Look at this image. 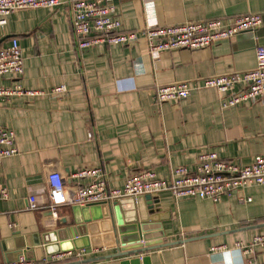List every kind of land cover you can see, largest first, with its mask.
I'll list each match as a JSON object with an SVG mask.
<instances>
[{
  "label": "crops",
  "instance_id": "1",
  "mask_svg": "<svg viewBox=\"0 0 264 264\" xmlns=\"http://www.w3.org/2000/svg\"><path fill=\"white\" fill-rule=\"evenodd\" d=\"M61 1L55 9L13 13L0 27V49L16 38L25 66L22 76H5L0 86L40 92L0 100V127L15 131L19 150L0 164V185L9 191L8 200L0 202V264L15 258L28 241L76 226L73 206L60 205L55 211L48 207V176L53 172L72 186L77 171L101 167L109 188L121 189L136 171L153 170L166 180L176 167L192 170L205 152L241 165L264 156V97L223 108L229 94L201 86L205 79L255 68L256 49L264 47V0H115L125 31L214 19L230 22L247 14L262 17L254 32L157 58L149 54L142 36L128 47L101 44L79 51L70 8L67 0ZM180 82L191 84L187 99L155 102L157 87ZM61 86L66 93H53ZM157 197L160 210L152 213L145 196L138 203L123 199L80 211V223L93 219L80 228L88 231L93 253L69 263L116 254L121 237L133 242L143 235L150 244L188 242L86 264H124L141 257H148L149 264H248L235 245L264 235V184L236 190L219 201L177 199L169 192ZM33 203L40 207L32 209ZM222 246L226 250H213ZM58 247L52 245L48 252L78 253L68 250L71 244L63 246L66 250ZM253 256L255 264H264V246L256 247ZM46 257L32 262L48 264Z\"/></svg>",
  "mask_w": 264,
  "mask_h": 264
},
{
  "label": "built area",
  "instance_id": "2",
  "mask_svg": "<svg viewBox=\"0 0 264 264\" xmlns=\"http://www.w3.org/2000/svg\"><path fill=\"white\" fill-rule=\"evenodd\" d=\"M65 3V2H64ZM76 45L79 51L101 44L131 46L142 36L148 44V52L157 58L164 52L199 50L212 47L236 35L254 32L262 25L258 14H247L233 18L230 22L214 19L205 22H188L177 25H148L140 31H125L117 14L115 0H67ZM61 0H0V27L7 24V17L21 10L55 9ZM24 55L16 38L0 49V80L8 75L24 74ZM203 88L216 89L229 94L223 108L237 107L242 103L257 102L264 97V47L256 49V66L253 70L237 72L205 79ZM235 88L238 90L234 91ZM65 86L57 87L53 93H66ZM192 92L188 82L174 83L155 89V102L164 104L187 99ZM40 92L24 90L20 86H0V100L10 101L13 97H34ZM93 136L89 135V140ZM19 154L15 131L0 127V164ZM74 184L69 186L61 173L48 176L49 209L55 211L60 205L84 207L89 204L112 202L122 198H138L146 195L157 197L164 192L175 198L211 199L219 201L223 196L252 185L264 184V156L249 165L221 159L215 152L201 153L194 169L176 167L170 179H161L153 170L132 173L121 189H110L103 168L79 170L71 176ZM74 189V192L71 190ZM9 198V191L0 185V202ZM248 202L251 199H246ZM243 202L244 199L241 198ZM40 205L33 203L32 209ZM44 207V206H42ZM47 207V208H48ZM264 246V235L256 236L251 243H237L235 247L246 257L248 264H255L256 247ZM226 250L225 246L213 249ZM86 253L68 252L51 257L48 264H66L80 260ZM8 264V263H7ZM9 264H34L21 257Z\"/></svg>",
  "mask_w": 264,
  "mask_h": 264
},
{
  "label": "water",
  "instance_id": "3",
  "mask_svg": "<svg viewBox=\"0 0 264 264\" xmlns=\"http://www.w3.org/2000/svg\"><path fill=\"white\" fill-rule=\"evenodd\" d=\"M145 198L147 199V205L149 207V210H151V213L156 210H160V200L158 197H152L150 195H146ZM123 199H131L134 201V203H138L140 197L138 198H122V199H117L114 200L112 202H101V203H95V204H89L87 206H84V208L80 207V206H73L72 207V212L73 215L75 217V221H76V226H73L72 230H68L66 233L65 232H61V231H50V232H46L45 234H42L41 238L38 240H35L34 242L30 243V241L27 242L26 246H21L18 250V253L16 254L15 258H13L12 260H8L7 263H13L18 261L21 257H24L26 260H30V261H38L40 262L41 260H43L42 258H44V256L46 255V259L47 261H51V257L52 254L54 253H50L48 252V249L50 246L52 245H56L59 246L63 249L64 245L67 244H71L72 248L68 249V250H74L76 252L79 251H85L86 254L91 255L93 253V245L91 243L90 240V236L88 231H81V226H88L93 219H87L85 218L81 223L80 221H78V219L76 218V216L78 215V213L83 212V211H87L88 209H90V207H100L101 206H105V205H110L113 206L119 204V201L123 200ZM99 219V218H96ZM100 219H103V216L100 217ZM84 224V225H83ZM78 225V226H77ZM120 225L123 226V224L120 221ZM119 226V223H118ZM139 227V226H138ZM141 227V226H140ZM124 232V231H123ZM123 232H121L123 234ZM122 238V239H121ZM120 238V243L122 244V247L120 249V251L116 254L113 255H108V256H102V257H98L95 259H88V260H84L81 262H77V263H69V264H86V263H90V262H94V261H100V260H107V259H113V258H126V257H133L135 255H142L144 253L147 252H152L158 249H162L165 247H171L174 245H181L185 242H188L187 240H180L177 242H172V243H163V242H157L154 244H150L147 243L149 241H145L143 235H140L139 239H137L136 241L133 242H129L126 241V238L121 237ZM143 242V243H142ZM58 247V248H59ZM59 248V250L61 249ZM47 250L46 254L42 251ZM66 250V249H63ZM37 252H39V255H37ZM34 253V256L32 255ZM36 253V254H35ZM143 262V264H149V259L148 257H141L140 259H137L136 261L131 260L128 261L126 260L124 262V264H133V263H138V262ZM68 264V263H67Z\"/></svg>",
  "mask_w": 264,
  "mask_h": 264
},
{
  "label": "trees",
  "instance_id": "4",
  "mask_svg": "<svg viewBox=\"0 0 264 264\" xmlns=\"http://www.w3.org/2000/svg\"><path fill=\"white\" fill-rule=\"evenodd\" d=\"M76 47H77V45H76Z\"/></svg>",
  "mask_w": 264,
  "mask_h": 264
}]
</instances>
